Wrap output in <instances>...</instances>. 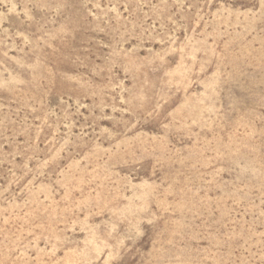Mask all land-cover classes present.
Returning <instances> with one entry per match:
<instances>
[{
  "label": "rangeland",
  "instance_id": "rangeland-1",
  "mask_svg": "<svg viewBox=\"0 0 264 264\" xmlns=\"http://www.w3.org/2000/svg\"><path fill=\"white\" fill-rule=\"evenodd\" d=\"M0 264H264V0H0Z\"/></svg>",
  "mask_w": 264,
  "mask_h": 264
}]
</instances>
